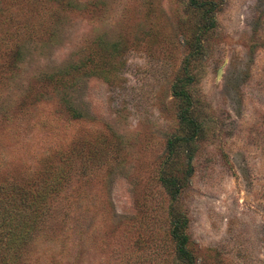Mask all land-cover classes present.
<instances>
[{"label": "rangeland", "instance_id": "1", "mask_svg": "<svg viewBox=\"0 0 264 264\" xmlns=\"http://www.w3.org/2000/svg\"><path fill=\"white\" fill-rule=\"evenodd\" d=\"M0 206L15 264H264V0H0Z\"/></svg>", "mask_w": 264, "mask_h": 264}, {"label": "trees", "instance_id": "2", "mask_svg": "<svg viewBox=\"0 0 264 264\" xmlns=\"http://www.w3.org/2000/svg\"><path fill=\"white\" fill-rule=\"evenodd\" d=\"M172 92H173V96L179 102L178 111H177V119L181 125H183L184 127L189 126L190 130H191L192 128H194V125L192 124L191 119H189V117H188L189 106L191 104L190 97H189L188 93L183 91L182 88H180L179 86H177V87L174 86ZM175 141H177L180 144L181 142H183V139L182 138H175ZM168 145L170 147H173L174 141H172V140L169 141ZM54 181L56 183H60L62 181L60 174H59V176H56L54 179L51 180L52 189H53V185H54V184L52 185V183ZM16 192H17V194L19 193L18 196L25 197L23 199V201L25 199L29 200L32 198L30 201L29 209H32V211H33V216L31 217V218H33L32 224L36 225L37 216H36L35 212L38 211L39 209H41L43 206H45V203L47 201V197L43 196L40 193L39 194L38 193L31 194L27 189H24L22 187H20V191L17 190ZM30 195H31V197H27ZM12 198H13L12 196L6 195V197L3 200L9 201ZM2 224H3L2 229L7 236L0 238V241H1L0 242V250H3V249L5 250V252H4L5 257L2 258V260L0 261V264H15L19 249H21L23 244L26 242V237L19 235V231H17V229H19V224H18V222L15 223V220L13 217H9V216L5 217L2 221ZM172 232H173L172 236L176 240L177 244L181 245L183 243V240L180 237L179 233L176 232V229L173 230ZM14 258H15V261H14Z\"/></svg>", "mask_w": 264, "mask_h": 264}]
</instances>
